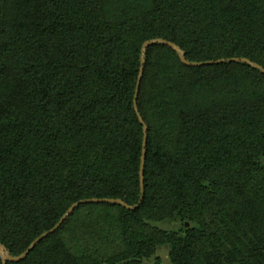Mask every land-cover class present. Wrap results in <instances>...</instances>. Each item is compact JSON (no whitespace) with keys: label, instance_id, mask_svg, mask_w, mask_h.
I'll return each mask as SVG.
<instances>
[{"label":"trees","instance_id":"trees-1","mask_svg":"<svg viewBox=\"0 0 264 264\" xmlns=\"http://www.w3.org/2000/svg\"><path fill=\"white\" fill-rule=\"evenodd\" d=\"M262 68L264 0H0V264H264Z\"/></svg>","mask_w":264,"mask_h":264},{"label":"water","instance_id":"water-1","mask_svg":"<svg viewBox=\"0 0 264 264\" xmlns=\"http://www.w3.org/2000/svg\"><path fill=\"white\" fill-rule=\"evenodd\" d=\"M158 41L157 40H153V41H148L146 43V47L151 44V43H157ZM171 46H173L174 48H176L178 51L181 52L182 54V60L189 64V62L186 61V58H185V54L184 52H182L175 44H171ZM224 61V60H222ZM220 62V61H218ZM215 63V61H208V62H202V63H193V65H203V64H213ZM143 70L144 68L142 67V73H143ZM262 71L264 72V68H262ZM142 73H141V76H140V79H139V82H138V87H137V93H136V101H137V98H138V94H139V89H140V85H141V80H142ZM143 122V120H142ZM146 146H147V137H145V142H144V155H143V164L142 166L144 167L145 165V153H146ZM143 195H144V189H143ZM144 197V196H143ZM142 197V198H143ZM91 201H109V202H115V203H122L121 200H102V199H91V200H83V201H79L77 202L76 204H74L70 209L69 211L67 212V214L62 218V220L53 228L51 229L50 231L42 234L40 237H38L35 241L32 242V244L28 247V249L20 256V257H8L7 259H10V260H14V261H20L24 258H26L30 253L31 251L36 247V245L38 243H40L43 239H45L49 234H52L54 233L55 231H57L61 225L64 223V221L69 217V215L71 214V212H73L75 210L76 207H78L80 204H83L85 202H91ZM137 206L135 207H130L132 209L136 208ZM4 252V249L0 246V253H3ZM4 264H6L4 262Z\"/></svg>","mask_w":264,"mask_h":264},{"label":"rangeland","instance_id":"rangeland-1","mask_svg":"<svg viewBox=\"0 0 264 264\" xmlns=\"http://www.w3.org/2000/svg\"><path fill=\"white\" fill-rule=\"evenodd\" d=\"M154 226L160 230L169 232H179L184 227V221L179 216L167 218L164 221L154 223ZM171 245L164 244L157 248V255L160 256L164 264H172L170 259ZM151 261V260H148Z\"/></svg>","mask_w":264,"mask_h":264}]
</instances>
